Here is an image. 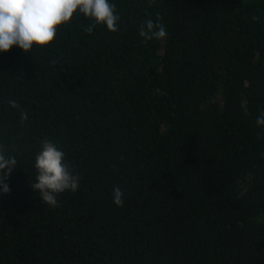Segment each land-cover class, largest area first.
<instances>
[{"label": "trees", "instance_id": "16d2710c", "mask_svg": "<svg viewBox=\"0 0 264 264\" xmlns=\"http://www.w3.org/2000/svg\"><path fill=\"white\" fill-rule=\"evenodd\" d=\"M111 2L118 31L74 14L0 53V264H264V0ZM45 138L80 176L57 207L30 187Z\"/></svg>", "mask_w": 264, "mask_h": 264}, {"label": "clouds", "instance_id": "9594fccd", "mask_svg": "<svg viewBox=\"0 0 264 264\" xmlns=\"http://www.w3.org/2000/svg\"><path fill=\"white\" fill-rule=\"evenodd\" d=\"M74 14L91 21L86 28L88 33L96 26L112 32L119 29L121 17L111 0H0V53L16 47L30 54L36 47L50 46L58 26L69 23ZM138 34L146 41L167 37L164 25L151 19L141 23ZM9 103L12 108L19 107L15 101ZM21 119H27V114L22 113ZM255 123L258 127L264 126V110L256 116ZM17 164L16 157L0 145V196L11 191L7 180ZM33 167L35 182L30 187L49 207L58 206L61 194L78 190L80 176L72 170L65 152L55 140L45 138L40 142ZM124 195V191L115 186L113 203L123 206Z\"/></svg>", "mask_w": 264, "mask_h": 264}]
</instances>
